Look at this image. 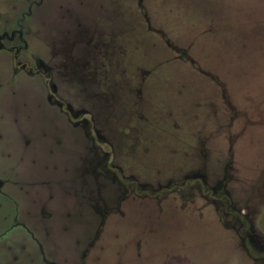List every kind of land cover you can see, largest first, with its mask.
Returning a JSON list of instances; mask_svg holds the SVG:
<instances>
[{"label": "rangeland", "instance_id": "rangeland-1", "mask_svg": "<svg viewBox=\"0 0 264 264\" xmlns=\"http://www.w3.org/2000/svg\"><path fill=\"white\" fill-rule=\"evenodd\" d=\"M0 264H264V0H0Z\"/></svg>", "mask_w": 264, "mask_h": 264}, {"label": "trees", "instance_id": "trees-1", "mask_svg": "<svg viewBox=\"0 0 264 264\" xmlns=\"http://www.w3.org/2000/svg\"><path fill=\"white\" fill-rule=\"evenodd\" d=\"M44 76V75H43ZM44 78L46 79V77L44 76ZM45 84H46V82H45ZM47 85V84H46ZM47 87L49 88V89H51V84H49V85H47ZM64 106V103L62 104V107ZM65 107V106H64ZM63 111L67 114V116H68V118L70 119V121L72 122V123H76V121H74L75 120V118H74V116L72 115V113H71V111H70V108L66 105V108H63Z\"/></svg>", "mask_w": 264, "mask_h": 264}, {"label": "flooded vegetation", "instance_id": "flooded-vegetation-1", "mask_svg": "<svg viewBox=\"0 0 264 264\" xmlns=\"http://www.w3.org/2000/svg\"><path fill=\"white\" fill-rule=\"evenodd\" d=\"M64 114H66L64 111H63ZM72 113V112H71ZM67 115V114H66ZM75 118V117H74ZM70 120V119H69Z\"/></svg>", "mask_w": 264, "mask_h": 264}]
</instances>
